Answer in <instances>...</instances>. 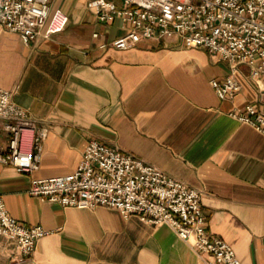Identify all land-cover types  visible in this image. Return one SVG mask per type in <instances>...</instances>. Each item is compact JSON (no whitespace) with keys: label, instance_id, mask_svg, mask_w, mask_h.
<instances>
[{"label":"crops","instance_id":"1","mask_svg":"<svg viewBox=\"0 0 264 264\" xmlns=\"http://www.w3.org/2000/svg\"><path fill=\"white\" fill-rule=\"evenodd\" d=\"M51 3L69 21L50 38L26 45L0 25V86L13 89L14 100L49 128L35 174L72 172L91 138L117 146L201 190L210 232L243 263L264 264V134L230 115L258 101L248 66L232 69L176 37L116 49L111 41L128 29L121 18L102 23L86 0ZM228 74L240 88L233 99H220L211 79ZM6 147L2 132L0 151ZM29 186V173L0 163L9 214L48 230L20 262L16 246L2 240L0 264H210L211 256L167 224L126 218L107 206H63L33 196Z\"/></svg>","mask_w":264,"mask_h":264},{"label":"built area","instance_id":"2","mask_svg":"<svg viewBox=\"0 0 264 264\" xmlns=\"http://www.w3.org/2000/svg\"><path fill=\"white\" fill-rule=\"evenodd\" d=\"M99 21L122 19L127 32L110 43L127 49L143 40L176 37L186 48L202 47L227 60L232 69L248 66L258 90L257 103H247L230 115L264 134V0H86ZM68 15L51 0H0V25L19 35L24 44L62 32ZM93 37H100L94 32ZM107 45L103 40L101 47ZM220 99H233L240 88L233 74L211 79ZM14 90L0 86V133L7 147L0 163L30 174L29 193L63 206H107L124 217L138 215L149 224H167L196 250L211 256L210 264H245L232 245L208 228L202 191L146 162L138 155L91 138L77 167L70 173L37 176L39 152L48 126L38 125L14 100ZM48 230L13 218L0 194V242L19 251L18 262L31 256Z\"/></svg>","mask_w":264,"mask_h":264}]
</instances>
